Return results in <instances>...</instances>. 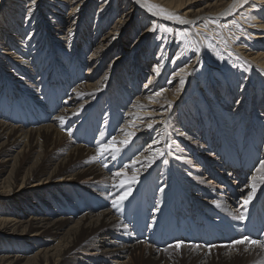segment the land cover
<instances>
[{
  "label": "bare ground",
  "instance_id": "bare-ground-1",
  "mask_svg": "<svg viewBox=\"0 0 264 264\" xmlns=\"http://www.w3.org/2000/svg\"><path fill=\"white\" fill-rule=\"evenodd\" d=\"M254 110L264 0H0V264H264ZM213 164L238 187L196 185Z\"/></svg>",
  "mask_w": 264,
  "mask_h": 264
},
{
  "label": "rangeland",
  "instance_id": "rangeland-1",
  "mask_svg": "<svg viewBox=\"0 0 264 264\" xmlns=\"http://www.w3.org/2000/svg\"><path fill=\"white\" fill-rule=\"evenodd\" d=\"M147 48V47H146ZM221 102V100L218 99V103ZM236 102H234L235 104ZM236 104H238L237 107L232 108V110L235 109H239L243 106V104L239 101ZM225 107V105H224ZM249 102H246V104L242 107V108H246V112L243 113L240 117H238L237 121H235L234 126L237 124V122L243 117L245 119H243L244 121L248 119V112H249ZM241 109H239L237 112V114L240 112ZM221 124L224 123V121H221ZM249 126H255V127H259L261 125V123L264 122V111L260 112L257 110L252 111V118ZM99 125V122H98ZM237 126V125H236ZM235 126V127H236ZM234 127V128H235ZM241 129L243 131H245L247 133V140H248V144L249 146L251 145V139L249 138V136L251 137L253 135V131H252V127H247V123L245 125H241ZM227 129V128H226ZM224 130V128H223ZM249 132V133H248ZM85 140H88L87 136H84ZM215 140H218V137L216 136ZM252 140H255L254 138H252ZM264 140V139H263ZM145 146H142V149H144ZM220 148V146H219ZM219 148H213L214 152L216 153V155L219 153ZM214 152L210 151L208 153H205L204 156H200L201 160L203 162H210L214 159ZM179 163H178V167L180 168V166L184 167L187 170H193L195 171L197 168V165L192 162L190 159H178ZM259 165L263 166V174H264V157L263 159L260 160ZM125 165L122 166H118L116 170H114V176L116 175H122L125 177H130L129 173H127V171L125 170ZM225 169H227L226 167L222 168L219 166H215L214 164L212 165V168L208 169V176L205 175L204 176H195L194 178L196 179V185H201L202 187H207L209 189H214L216 191H221L223 189H225L226 187H234L237 188L238 186L236 185V182H234V179L230 176V174L227 175V171H225ZM254 169L251 168L250 171H253ZM208 178V179H207ZM211 178V179H210ZM111 178L108 179H104V178H100L97 180H89V179H84L81 181V184L86 185V184H90L92 183L93 185H102V184H107L108 181ZM249 179V176L246 178V180ZM262 184L264 183V180L261 182ZM139 191V190H137ZM264 195V192H263ZM263 195H261L263 197ZM223 201H225V195L222 196ZM131 203L128 202L126 203V205H130ZM135 203H132L130 206H128L127 210L124 212L123 217H125L129 222H131L134 226V228L137 229V231H135V229L133 228V233L135 236L141 235L139 234L138 231L141 230L142 227V221H143V215L140 211L136 210L135 207H140V203H138L136 206L134 205ZM134 206L133 209H131ZM254 206V204H253ZM256 228V226H254ZM173 230H171L172 232ZM137 232V233H136ZM264 232V230H263ZM150 236H154L156 234V231L153 230L150 233ZM152 240V239H150ZM143 247L145 246H150V243H144L142 245ZM92 251L89 248H84L82 250L76 251L74 252V254L70 255V259H89L91 258ZM103 261H105L106 264H143V260L145 259V256L140 254L139 251H136V253H133L127 257H123V258H114L111 256H107V257H103L102 258Z\"/></svg>",
  "mask_w": 264,
  "mask_h": 264
}]
</instances>
